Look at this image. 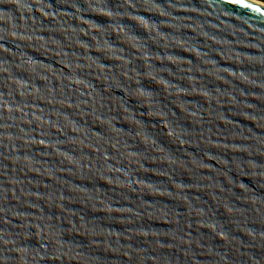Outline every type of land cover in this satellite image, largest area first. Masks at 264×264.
<instances>
[{"label":"water","instance_id":"water-1","mask_svg":"<svg viewBox=\"0 0 264 264\" xmlns=\"http://www.w3.org/2000/svg\"><path fill=\"white\" fill-rule=\"evenodd\" d=\"M0 264H264V7L0 0Z\"/></svg>","mask_w":264,"mask_h":264},{"label":"bare ground","instance_id":"bare-ground-1","mask_svg":"<svg viewBox=\"0 0 264 264\" xmlns=\"http://www.w3.org/2000/svg\"><path fill=\"white\" fill-rule=\"evenodd\" d=\"M248 1L253 2V3L257 4V5H260V6L264 7V2H261V1H258V0H248Z\"/></svg>","mask_w":264,"mask_h":264},{"label":"rangeland","instance_id":"rangeland-1","mask_svg":"<svg viewBox=\"0 0 264 264\" xmlns=\"http://www.w3.org/2000/svg\"><path fill=\"white\" fill-rule=\"evenodd\" d=\"M258 1L264 2V0H258Z\"/></svg>","mask_w":264,"mask_h":264}]
</instances>
